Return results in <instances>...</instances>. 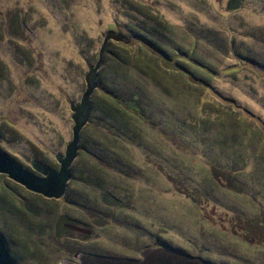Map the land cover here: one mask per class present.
I'll return each mask as SVG.
<instances>
[{
    "label": "rangeland",
    "instance_id": "obj_1",
    "mask_svg": "<svg viewBox=\"0 0 264 264\" xmlns=\"http://www.w3.org/2000/svg\"><path fill=\"white\" fill-rule=\"evenodd\" d=\"M241 2L0 0V149L27 169H57L103 37H123L63 196L0 174L17 264H264V0ZM107 93L139 114L120 121Z\"/></svg>",
    "mask_w": 264,
    "mask_h": 264
},
{
    "label": "water",
    "instance_id": "obj_2",
    "mask_svg": "<svg viewBox=\"0 0 264 264\" xmlns=\"http://www.w3.org/2000/svg\"><path fill=\"white\" fill-rule=\"evenodd\" d=\"M241 0H227L226 9L235 12L241 7ZM123 42V37L117 33L108 32L104 35L98 52V59L94 67H90L84 76L85 89L78 103L70 105L71 111V139L66 144L63 154L55 155L54 159L58 164L56 170L47 167V162L32 160L30 168L27 164L10 158L0 149V174L5 175L9 180L22 186L25 190L37 194L45 199H60L65 191L66 184L70 178L69 167L77 155L79 133L88 120L89 98L96 88V72L101 63V57L108 41ZM154 258V259H152ZM156 254L150 255L144 261L136 264H178L176 262H160ZM79 264H97L93 256H85L80 259ZM0 264H17L11 257L3 236L0 234ZM73 264V263H71ZM103 264V263H102Z\"/></svg>",
    "mask_w": 264,
    "mask_h": 264
},
{
    "label": "trees",
    "instance_id": "obj_3",
    "mask_svg": "<svg viewBox=\"0 0 264 264\" xmlns=\"http://www.w3.org/2000/svg\"><path fill=\"white\" fill-rule=\"evenodd\" d=\"M106 96L109 98V100L115 104L114 109H112V115H116L119 117L120 121H124L125 119L129 118H134L135 115L139 114V112H135L134 109L137 108L138 103H135L136 101H131V100H124L123 98L116 97L111 94H106ZM126 102H134L135 106L129 107L127 106ZM139 106V105H138ZM121 123V122H120ZM105 198V196H104Z\"/></svg>",
    "mask_w": 264,
    "mask_h": 264
}]
</instances>
